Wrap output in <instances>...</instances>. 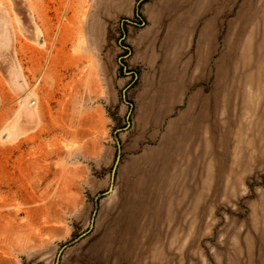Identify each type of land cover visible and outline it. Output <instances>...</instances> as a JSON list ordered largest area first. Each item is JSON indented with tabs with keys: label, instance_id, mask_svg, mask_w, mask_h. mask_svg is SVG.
I'll return each instance as SVG.
<instances>
[{
	"label": "rangeland",
	"instance_id": "1",
	"mask_svg": "<svg viewBox=\"0 0 264 264\" xmlns=\"http://www.w3.org/2000/svg\"><path fill=\"white\" fill-rule=\"evenodd\" d=\"M0 264H264V0H0Z\"/></svg>",
	"mask_w": 264,
	"mask_h": 264
},
{
	"label": "bare ground",
	"instance_id": "2",
	"mask_svg": "<svg viewBox=\"0 0 264 264\" xmlns=\"http://www.w3.org/2000/svg\"><path fill=\"white\" fill-rule=\"evenodd\" d=\"M40 33H39V30H38V32H37V39L38 38H40ZM36 37H34V38H36ZM36 39V40H37ZM35 40V41H36ZM38 43H40L39 41H38ZM34 93L33 92H31V93H28V97H27V99H26V101L25 102H23V104H22V106H23V108L24 109H26L27 111H28V113H29V115H31V116H35L36 114H37V111H36V107H35V105H34V107H33V105H31L32 104V100L30 99V97L33 95ZM17 129V124H15L10 130H9V132H7L8 134H13V135H18V131L16 130ZM58 149V148H57Z\"/></svg>",
	"mask_w": 264,
	"mask_h": 264
}]
</instances>
